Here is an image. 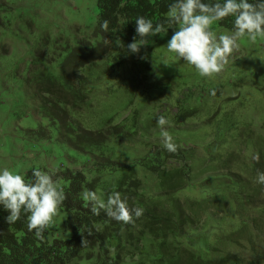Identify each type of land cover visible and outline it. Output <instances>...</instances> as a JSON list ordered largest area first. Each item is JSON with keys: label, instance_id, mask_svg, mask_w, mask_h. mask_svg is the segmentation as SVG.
I'll return each mask as SVG.
<instances>
[{"label": "trees", "instance_id": "obj_1", "mask_svg": "<svg viewBox=\"0 0 264 264\" xmlns=\"http://www.w3.org/2000/svg\"><path fill=\"white\" fill-rule=\"evenodd\" d=\"M171 2L98 0L96 26L88 44L98 55L91 65L97 58L106 59L107 64L110 58L128 63L124 52L111 57L99 51L100 45L108 43L112 48L118 39L128 43L139 39L135 19L143 16L153 24L163 23ZM105 20L107 32L100 27ZM233 21L234 17H227L217 24L231 32ZM66 70L61 74L65 89L41 91L39 107L49 118L50 128L58 130L59 141L76 151L74 160L80 170L31 169L24 179L31 182L32 172L42 171L57 184L64 182L59 188L65 200L59 209L66 214L71 238H50L49 227L37 237L35 230H28L24 213L9 225V213L0 207V264H80L83 260L95 264H264V185L257 182V174L264 172V135L257 128L245 123L239 134L229 131L231 125L224 132L211 130L202 150L181 146V140L170 134L177 145L175 153L164 149L157 126L145 132L138 118L131 124L126 118L123 123L110 121L99 129H85L70 115L81 113L90 92H83L81 84L80 88L71 84ZM130 74L135 96L139 79L134 70ZM176 113L175 118L179 108ZM169 121L175 127L174 118ZM170 124L165 126L168 132ZM112 139L143 145L147 153L132 163L124 162L111 147ZM86 191L96 193L105 205L109 198L123 204L131 219L118 222L106 209L94 214L92 201L83 196ZM135 209H142L138 218Z\"/></svg>", "mask_w": 264, "mask_h": 264}, {"label": "rangeland", "instance_id": "obj_2", "mask_svg": "<svg viewBox=\"0 0 264 264\" xmlns=\"http://www.w3.org/2000/svg\"><path fill=\"white\" fill-rule=\"evenodd\" d=\"M97 3L0 0V170L7 168L23 177L31 169L80 170L74 160L76 151L59 141L58 130L50 128L49 118L39 107L41 91L65 89L61 80L65 68L71 84L76 88L81 84L83 92H90L81 113L70 115L85 129H99L110 121L123 123L126 118L131 124L138 118L145 132L152 125L161 130L156 122L163 114L168 120L174 118L176 125L170 124L169 134L180 139L181 146L202 150L211 130L224 132L229 125L233 134L243 132L241 125L246 123L264 135V39L241 40L223 70L211 78L201 77L194 67L167 51L175 29L149 37L138 54H128L129 43L122 40L125 47L117 46V41L112 48L103 43L100 52L111 57L125 53L128 63L110 58L107 64L106 59L97 58L92 66L98 53L88 44L98 17ZM212 30L217 36L230 34L217 22ZM81 64L79 70L72 69ZM133 70L139 79L135 96L130 90ZM176 101L182 105L175 106ZM177 108L180 113L175 118ZM110 145L127 163L147 153L146 147L131 141L112 139ZM63 184L60 181L57 186ZM65 220L66 214L58 209L48 226L50 238H71Z\"/></svg>", "mask_w": 264, "mask_h": 264}, {"label": "clouds", "instance_id": "obj_3", "mask_svg": "<svg viewBox=\"0 0 264 264\" xmlns=\"http://www.w3.org/2000/svg\"><path fill=\"white\" fill-rule=\"evenodd\" d=\"M167 16L165 22L157 24L143 16L137 17L135 31L139 39L134 37L133 42L127 44V53L138 54L149 37L175 29L167 42V51L194 67L201 77L211 78L223 70L241 40L255 43L264 39V0H223L222 3L219 0L207 3L205 0H172ZM227 17H234L232 31L217 36L212 25ZM100 27L107 32L109 22L103 21ZM116 43L125 47L119 39ZM210 94L214 96L215 90ZM169 124L165 115H159L157 125L161 129L163 147L167 152L175 153L177 145L165 127ZM257 182L264 185V172L257 174ZM83 196L92 201L94 214H99L98 209H106L107 214L118 222L131 219L124 205L117 204L113 198L105 205L94 192L86 191ZM64 200L63 190L47 172L33 171L31 182H26L20 174L7 168L0 170V207L9 213L6 217L9 225L20 220L22 213L27 214L28 230H35L39 237L53 222ZM134 215L140 217L142 209H135Z\"/></svg>", "mask_w": 264, "mask_h": 264}]
</instances>
